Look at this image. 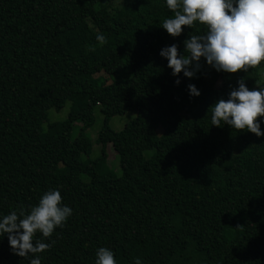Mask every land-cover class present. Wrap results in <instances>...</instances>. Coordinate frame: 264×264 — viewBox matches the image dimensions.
I'll use <instances>...</instances> for the list:
<instances>
[{
  "label": "trees",
  "instance_id": "1",
  "mask_svg": "<svg viewBox=\"0 0 264 264\" xmlns=\"http://www.w3.org/2000/svg\"><path fill=\"white\" fill-rule=\"evenodd\" d=\"M120 1L0 0V219L29 213L54 189L72 215L51 237L34 236L51 245L41 264H95L102 247L117 264H264V136L215 127L209 110L240 79L264 87V63L229 74L202 58L194 78L173 76L160 51L176 44L183 54L204 26L174 38L162 28L173 15L166 0ZM117 61L129 76L105 84L100 74ZM66 102L65 119L43 127ZM94 107L103 124L89 158ZM126 112L134 117L111 131L107 121ZM129 137L140 144L124 152ZM108 145L117 171L106 164ZM34 258L0 236V264Z\"/></svg>",
  "mask_w": 264,
  "mask_h": 264
},
{
  "label": "clouds",
  "instance_id": "2",
  "mask_svg": "<svg viewBox=\"0 0 264 264\" xmlns=\"http://www.w3.org/2000/svg\"><path fill=\"white\" fill-rule=\"evenodd\" d=\"M166 4L173 15L163 21L162 28L170 36L179 37L185 27L192 29L197 22L204 26L202 34L190 35L184 41L183 54L176 44L160 51L173 76L183 73L194 78L202 58L217 72L229 74L248 72L264 63V0H166ZM96 40L106 43L103 34H97ZM176 83L180 81L177 79ZM238 84L227 100L220 99L209 109L211 123L221 127L223 122L237 131L264 136L258 122L264 117V87L249 90L244 79ZM188 90L191 96L200 95L195 85L189 84ZM71 215L72 209L62 205L61 193L53 189L44 193L29 213L14 210L0 219V236L7 234L13 254L22 258L32 254L35 258L30 264H41L39 254L51 245L40 239L33 243L34 236L40 233L44 238L51 237ZM95 264L117 261L111 250L102 247L96 252ZM135 264H141V260L137 258Z\"/></svg>",
  "mask_w": 264,
  "mask_h": 264
},
{
  "label": "rangeland",
  "instance_id": "3",
  "mask_svg": "<svg viewBox=\"0 0 264 264\" xmlns=\"http://www.w3.org/2000/svg\"><path fill=\"white\" fill-rule=\"evenodd\" d=\"M115 2L116 0H108ZM117 4H119L121 1L117 0ZM154 37V34L152 32L146 33L144 35H141L138 39V46L141 47L145 43L152 40ZM121 71V64L119 61L113 63L112 65L108 66L103 70V72L100 74L103 77H100L105 79V84H109L111 82H118L123 81L129 76V72H122ZM264 78V67L261 70L260 73V79ZM219 86V81H216L215 87ZM252 89H257V86H254ZM69 109V103L66 102L58 111H55L53 109H49L46 112L45 121L43 122V127L46 125V123H55V122H61L65 119ZM134 117V112H126L122 115L113 116L107 121V127L113 131V132H119L122 130L125 124H127L132 118ZM92 124L91 126L86 129L85 135L89 140L91 151L89 158H94L98 155L99 152V146L96 144V137L99 132V130L102 127L103 124V117L99 112V107H94L92 110ZM79 125L75 124L71 131V138L73 139L76 135L77 129ZM139 141L136 137H129L127 139L126 145L124 147V152H129L132 150H137L139 147ZM152 154V151H145L143 153L144 158H149ZM106 164L109 168L114 169L117 171V158L112 150L111 146L108 145L106 148Z\"/></svg>",
  "mask_w": 264,
  "mask_h": 264
}]
</instances>
